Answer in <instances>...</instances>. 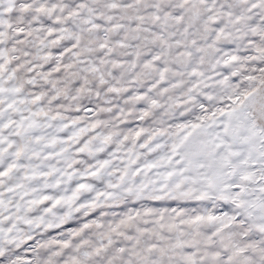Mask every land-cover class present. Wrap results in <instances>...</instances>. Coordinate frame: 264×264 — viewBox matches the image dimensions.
Here are the masks:
<instances>
[{"label": "snow or ice", "instance_id": "snow-or-ice-1", "mask_svg": "<svg viewBox=\"0 0 264 264\" xmlns=\"http://www.w3.org/2000/svg\"><path fill=\"white\" fill-rule=\"evenodd\" d=\"M0 264H264V0H0Z\"/></svg>", "mask_w": 264, "mask_h": 264}]
</instances>
